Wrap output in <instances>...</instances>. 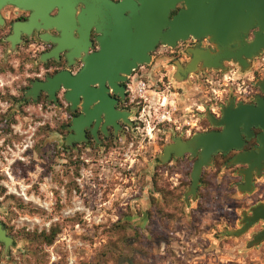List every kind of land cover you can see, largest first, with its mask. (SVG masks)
I'll return each instance as SVG.
<instances>
[{"label": "flooded vegetation", "instance_id": "obj_1", "mask_svg": "<svg viewBox=\"0 0 264 264\" xmlns=\"http://www.w3.org/2000/svg\"><path fill=\"white\" fill-rule=\"evenodd\" d=\"M81 8L76 5L75 16ZM183 8V2L171 8L168 22ZM58 13L55 7L48 14ZM0 16V160L31 164L49 157L61 177L63 163L69 162L76 192L80 152L86 151L93 166L111 163L121 170L123 225L156 226L158 234L186 241L190 250L189 242L200 243L193 251H213L208 252L214 255L208 257L215 260L211 264H264V220L253 221V209L264 212V46L252 58L235 56L254 39L258 25L249 27L243 44L224 46L208 35L191 34L173 45L158 41L149 59L122 72L115 87L108 81L92 82L88 98L80 94L73 103L66 95L74 90L63 84L54 90L55 101L42 88L35 97L27 94L34 82L60 72L76 77L84 61L68 57L74 47L42 60L58 44L40 38L46 30L33 22V10L7 4ZM37 23L44 24L40 19ZM17 24L27 26L18 28L13 44L8 38ZM71 29L76 39L79 29L86 31L79 21ZM170 30L169 24L162 28ZM47 32L61 37L56 27ZM102 35L95 24L89 26L88 55L101 50ZM102 98L110 102L117 126L101 113L100 120L84 125L82 141L66 143L76 134L72 119L86 116L85 106L96 112L105 105ZM211 133L228 147L210 154L194 183V165L207 157L206 147L197 145L195 137ZM241 155L245 161L234 163ZM1 180L0 224L15 238L5 219ZM0 250L3 255L2 242Z\"/></svg>", "mask_w": 264, "mask_h": 264}, {"label": "water", "instance_id": "obj_2", "mask_svg": "<svg viewBox=\"0 0 264 264\" xmlns=\"http://www.w3.org/2000/svg\"><path fill=\"white\" fill-rule=\"evenodd\" d=\"M139 7L135 0H123L115 3L112 0H0V9L13 4L18 8L32 9L33 22L39 29L46 30L40 34L44 40H52L58 47L42 56L45 60L47 56L58 50L73 48L68 53L82 58L84 66L76 77H72L68 72L63 71L52 77H48L45 82H34L29 93L33 97L39 89H44L48 93L49 101H55L54 90L63 84L74 92H68L66 99L75 103L77 97L83 94L88 98L90 95L88 85L92 82H99L101 85L105 81L115 87V81L121 80L122 72L129 73L135 62H144L149 59L148 52L153 46L161 41L163 43L175 44L178 39H185L188 35L197 38L210 36L212 40L224 46L232 43L243 44L251 25H258L259 31L255 33L254 39L246 44L245 48L235 56L253 57V53L264 46V0H138ZM178 2H183L185 8L168 22V14L171 8H175ZM82 4L78 16L76 15V5ZM57 7L59 13L56 17H50L49 11ZM245 9L248 12H245ZM129 10V14L125 12ZM40 19L43 25L37 23ZM101 20V23L98 20ZM76 21L85 26L86 31L79 29L80 38L76 39L72 35V27L76 26ZM0 23L2 19L0 16ZM96 25L99 32L103 33L99 37L101 50L93 55H88V30L90 25ZM171 26L169 32H163L166 25ZM26 24L15 25V31L8 39L14 44L18 38V28H26ZM53 26L61 30V37L54 38L47 32ZM133 27L135 30H133ZM83 54V55H82ZM241 63V61H240ZM208 67H216L208 64ZM103 99V98H102ZM101 99V101H102ZM103 107L96 112H90L85 106L86 116L80 115L72 119L70 126L76 134L66 138V143L75 138L82 141L85 136L84 125H89L93 118L100 120V114H105L106 122L115 123L116 115L111 109V104L107 99H103ZM110 107V110L106 108ZM93 129V134L95 133ZM197 145H204L207 149V157L196 162L192 171V179L197 182L198 174L203 165L209 162V156L217 149H226L228 146L221 141L220 135L211 133L195 137ZM170 147H166V152ZM163 161V155H160ZM241 155L234 160V163L244 162ZM253 221L264 220V212L258 214L253 209ZM6 230L0 224V242L4 244L3 256L9 257V250L16 245L14 237L6 234Z\"/></svg>", "mask_w": 264, "mask_h": 264}, {"label": "rangeland", "instance_id": "obj_3", "mask_svg": "<svg viewBox=\"0 0 264 264\" xmlns=\"http://www.w3.org/2000/svg\"><path fill=\"white\" fill-rule=\"evenodd\" d=\"M86 159L91 157L80 152L76 192L71 188L69 162L63 163L61 177L49 157L45 163L31 164L0 160L5 219L17 242L8 258L0 250V264L215 262L208 259L213 251H193L200 243L189 242L190 250L186 241L158 234L156 226L123 225L121 170L111 163L93 166ZM53 228L55 240L48 245L42 234Z\"/></svg>", "mask_w": 264, "mask_h": 264}, {"label": "trees", "instance_id": "obj_4", "mask_svg": "<svg viewBox=\"0 0 264 264\" xmlns=\"http://www.w3.org/2000/svg\"><path fill=\"white\" fill-rule=\"evenodd\" d=\"M57 230L53 228L50 233L43 232L42 236L46 244L50 245L54 242Z\"/></svg>", "mask_w": 264, "mask_h": 264}]
</instances>
